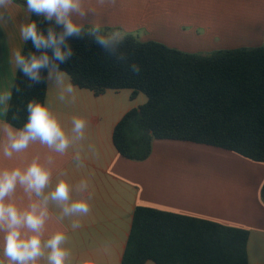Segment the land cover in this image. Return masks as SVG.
Listing matches in <instances>:
<instances>
[{
	"label": "crops",
	"instance_id": "crops-1",
	"mask_svg": "<svg viewBox=\"0 0 264 264\" xmlns=\"http://www.w3.org/2000/svg\"><path fill=\"white\" fill-rule=\"evenodd\" d=\"M85 7L92 10L80 21L86 28L100 24L103 31L121 30L186 53L264 46V0H119L114 9L87 0ZM10 11L12 21L0 26V92L13 89L17 69L12 54L24 47L19 27L26 8L16 2ZM57 96L47 86L46 101L66 130L74 116L87 121L85 139L64 155L32 144L11 160L0 157V167H24L36 155L42 160L51 156L53 188L58 178L73 186L88 182L90 212L48 225L49 233L66 232L67 264H121L137 207L248 230L249 263L264 264V162L209 145L157 139L146 160H131L119 153L113 134L130 110L145 104L139 101L142 96L132 99L110 89L96 96L79 87L74 103ZM8 108H0V120H6ZM77 151L83 167L73 158ZM51 210L59 215V209ZM73 220L81 227L72 229Z\"/></svg>",
	"mask_w": 264,
	"mask_h": 264
},
{
	"label": "trees",
	"instance_id": "trees-1",
	"mask_svg": "<svg viewBox=\"0 0 264 264\" xmlns=\"http://www.w3.org/2000/svg\"><path fill=\"white\" fill-rule=\"evenodd\" d=\"M70 43L74 56L61 67L76 87L96 96L109 89H130L132 99L147 96L115 127L114 144L125 158L146 160L157 139L209 145L264 162V46L196 54L127 35L123 47L130 58L121 64L90 41ZM32 50L31 42L24 43V54ZM131 63L140 66L138 75ZM28 83L17 70L14 86L21 92L13 91L6 116L16 128L26 121L29 100L46 101L47 86L28 88ZM249 235L245 229L137 207L121 264H250Z\"/></svg>",
	"mask_w": 264,
	"mask_h": 264
},
{
	"label": "clouds",
	"instance_id": "clouds-1",
	"mask_svg": "<svg viewBox=\"0 0 264 264\" xmlns=\"http://www.w3.org/2000/svg\"><path fill=\"white\" fill-rule=\"evenodd\" d=\"M86 2L25 0L27 15L20 23V37L24 43L31 42L34 50L27 54L22 49L15 50L12 62L29 81L28 88L43 84L55 88L61 102H75L76 86L61 67L74 56L72 40L90 41L117 63H128L130 53L123 47L126 32L103 31L100 24L86 28L80 22L92 11L85 7ZM95 3L114 9L119 0H95ZM15 4L16 0H0V26L12 21L10 9ZM129 68L136 75L141 71L136 63L129 64ZM14 90L21 92L18 86L0 92V108L7 110ZM25 111L26 121L20 128L0 120V157L4 159L11 160L14 154L25 152L36 143L50 152L64 155L85 139L87 121L84 118L72 117L71 128L66 130L47 101L29 100ZM17 118L15 114L12 117L13 120ZM88 150L96 152L94 145H89ZM73 158L83 167L79 151ZM53 163L51 156L42 160L36 155L24 167H0V249L3 257L0 264H67L70 251L65 247L66 232L57 229L49 233L48 225L53 220L61 223L65 218L86 216L90 212L91 195L86 180L73 186L58 178L53 188ZM65 175L59 173L60 177ZM73 192L78 198L73 199ZM53 207L59 209V215H53ZM80 227L79 220H73L71 228Z\"/></svg>",
	"mask_w": 264,
	"mask_h": 264
},
{
	"label": "rangeland",
	"instance_id": "rangeland-1",
	"mask_svg": "<svg viewBox=\"0 0 264 264\" xmlns=\"http://www.w3.org/2000/svg\"><path fill=\"white\" fill-rule=\"evenodd\" d=\"M217 51H222V49L215 50V51H212V52H204V53L211 54V53H214V52H217ZM197 54H202V53H197ZM120 92H121L122 96H131V90L130 89H123V90H120ZM139 96H142L139 99V101H143V103H146L147 102V96L145 94H142L141 93ZM197 167H199V166H197Z\"/></svg>",
	"mask_w": 264,
	"mask_h": 264
}]
</instances>
